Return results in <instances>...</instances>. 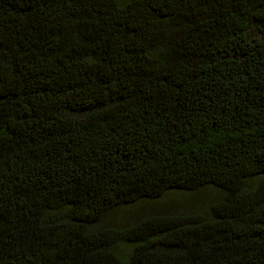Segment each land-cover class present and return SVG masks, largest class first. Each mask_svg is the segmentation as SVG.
Returning a JSON list of instances; mask_svg holds the SVG:
<instances>
[{"label": "trees", "instance_id": "1", "mask_svg": "<svg viewBox=\"0 0 264 264\" xmlns=\"http://www.w3.org/2000/svg\"><path fill=\"white\" fill-rule=\"evenodd\" d=\"M0 264H264V0H0Z\"/></svg>", "mask_w": 264, "mask_h": 264}, {"label": "rangeland", "instance_id": "2", "mask_svg": "<svg viewBox=\"0 0 264 264\" xmlns=\"http://www.w3.org/2000/svg\"><path fill=\"white\" fill-rule=\"evenodd\" d=\"M219 190L206 185L195 190L171 188L155 198H140L137 201L110 210L104 216L112 225L143 216L151 212L204 210L210 202L219 197Z\"/></svg>", "mask_w": 264, "mask_h": 264}]
</instances>
